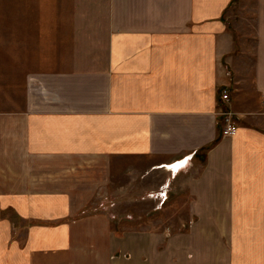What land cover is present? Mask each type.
Segmentation results:
<instances>
[{
	"label": "crops",
	"instance_id": "1",
	"mask_svg": "<svg viewBox=\"0 0 264 264\" xmlns=\"http://www.w3.org/2000/svg\"><path fill=\"white\" fill-rule=\"evenodd\" d=\"M160 1L163 10L140 11V0H0V214L13 216L0 220V230L10 248L20 237L17 222L24 225L26 264H73L74 247V263L85 264L91 252L75 242L103 240L78 238L80 224L72 221L93 220L78 217V193L39 185L46 169L78 157L90 160L84 170L120 158L147 160L149 174L163 166L160 182L109 193L135 198L163 190L166 197L184 188L194 196L193 211L213 212L207 233L167 239L151 229L116 236L106 228L99 264H264V0H254L250 76L237 79L227 60L231 0H196L192 12L189 0ZM78 2L92 8L79 11ZM223 109L243 116L230 136L221 135ZM190 154L201 169L194 174L181 169ZM117 170L135 175L139 167Z\"/></svg>",
	"mask_w": 264,
	"mask_h": 264
},
{
	"label": "rangeland",
	"instance_id": "2",
	"mask_svg": "<svg viewBox=\"0 0 264 264\" xmlns=\"http://www.w3.org/2000/svg\"><path fill=\"white\" fill-rule=\"evenodd\" d=\"M77 4L79 11L92 8L91 4L88 2H78ZM188 5L190 12H192V10H196V8L199 6L196 0H189ZM109 6L111 9V3ZM165 6H167V4L160 0H140V2L136 5V9L140 11H148L151 9V7H155L157 10H163ZM202 6L205 7L204 3ZM254 6V0H231L230 6H227L228 9L225 16V22L226 26L228 25L229 27H232V38L234 39V45L233 47L231 46V56H227V60L230 61L234 67H236V76L234 77L236 79L237 77H242L244 75L250 76L254 45V37L251 33L253 32L254 26L258 25V14L254 13ZM255 16H257V19ZM78 21L80 22L83 20ZM79 36L80 35L78 33V37ZM227 43L228 42L226 41L225 44ZM91 53L92 54H89V51H77V54L82 55V57H90L91 55L95 56L101 52L92 51ZM191 53L194 55L195 50H191ZM247 100L250 102L248 105L253 108V106H255L253 104L255 100H250V98ZM239 109L240 108L238 107V110ZM238 114L239 115H233L234 119L240 117V120H242L243 116L240 115L239 112ZM217 141L218 137H215V139L210 144L204 146L201 151L204 159H201L202 162L200 166L206 165L208 152L217 143ZM196 160L197 159L194 158V155L190 154L187 158L186 164L184 167H181V169L187 166L189 170L196 169ZM88 161L90 160H83V158L79 157L67 160V162L62 163L60 170H56V168H54V170L46 169V177L44 180H39V185L43 184V186L40 187H43L45 191L63 190L71 191L73 194L78 193L77 195H73V199L75 198L76 202H81L84 204L83 209L76 211L78 217H93V220L89 222L83 221V223H80L79 221H72L73 224L75 223V226L80 224L76 227L78 238L87 237L90 239L91 237L94 238L97 236H101L103 238L102 242H75L77 247H79V245H83L91 252L87 254L89 258L82 259L85 264H99V262H101L100 260L103 262L105 261L104 256H106V254L103 255V253L108 249L109 246L105 240L106 228L112 231L116 236H122L123 233L128 230L151 229L159 231V233L164 235L165 239L173 234L186 232L192 233L195 229H198L199 233H207V230L212 229V218L208 214H212L213 212L199 210L193 211L190 206L191 203L195 201L194 196L188 194L184 188H172V190H174V195L170 194L172 191L170 189V193L168 192L166 197H164L162 194L163 190L159 195H154L153 193L150 195L142 194L141 196H135V198L133 195L109 193L110 191L116 189L115 187L119 185H124L126 188H131L133 183H137L138 185L140 184L142 186H146L149 183L152 184L154 182L158 183V181L160 182L159 179L164 174L163 171L165 170V167L162 166L160 169H156L155 171H152L151 174H149L147 170V166L149 165L147 160H136L137 162H134L133 159L120 158L114 160L110 159L107 161L108 163H103L101 168L98 166L99 168H89V170H84V166L87 165ZM134 165L139 167V170L138 172L136 171L135 175V172L131 173V171L125 176L118 175V167H132ZM157 165L156 167H159V165ZM74 166L81 170L77 172ZM70 167L73 168L71 169ZM197 170L201 171L199 168L190 172L193 173ZM107 182L109 184L106 186L105 183ZM94 183L101 184L98 186V188H94L92 186ZM163 185L164 183L161 186ZM167 190L168 189L166 187L165 191L167 192ZM94 191H97V193H93ZM221 213L222 218L225 219L227 211L223 210ZM10 216L11 213L2 211L0 214V220H2V222L6 220L9 221L8 218H13V216ZM90 224L93 226H89ZM23 226L24 225L17 222L16 229L13 233L19 234L20 237L16 239L18 241L12 244L10 248L5 247V238L7 236L5 227H3V230H0V264H26L27 258L25 255L24 258L20 257L21 252L27 254L28 251L27 243L25 241H21L26 238L24 235L25 228ZM84 230H86V234L84 233ZM87 233L90 235H87ZM161 247L162 245L160 248ZM72 251L73 252L71 254H73V256L70 254L69 263L75 264L74 262H77L78 259L73 260L72 258H74V254L78 252L79 249L74 247ZM111 254V251H109V257ZM75 256L79 255L77 254Z\"/></svg>",
	"mask_w": 264,
	"mask_h": 264
},
{
	"label": "built area",
	"instance_id": "3",
	"mask_svg": "<svg viewBox=\"0 0 264 264\" xmlns=\"http://www.w3.org/2000/svg\"><path fill=\"white\" fill-rule=\"evenodd\" d=\"M229 93L227 90H223L221 93L222 100H228ZM264 97V95H263ZM233 112L229 109H223L221 112L222 116V128H221V135L223 136H230L232 135L237 129V122L233 117Z\"/></svg>",
	"mask_w": 264,
	"mask_h": 264
},
{
	"label": "bare ground",
	"instance_id": "4",
	"mask_svg": "<svg viewBox=\"0 0 264 264\" xmlns=\"http://www.w3.org/2000/svg\"><path fill=\"white\" fill-rule=\"evenodd\" d=\"M180 164H177L174 168H176L177 166H179Z\"/></svg>",
	"mask_w": 264,
	"mask_h": 264
}]
</instances>
